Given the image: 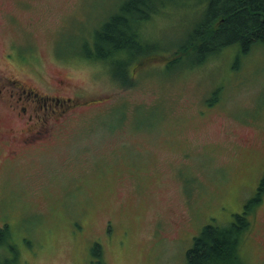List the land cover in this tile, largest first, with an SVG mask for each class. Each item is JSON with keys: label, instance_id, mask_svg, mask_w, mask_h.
Instances as JSON below:
<instances>
[{"label": "rangeland", "instance_id": "obj_1", "mask_svg": "<svg viewBox=\"0 0 264 264\" xmlns=\"http://www.w3.org/2000/svg\"><path fill=\"white\" fill-rule=\"evenodd\" d=\"M125 2L0 0V257L182 264L204 225L232 222L257 195L264 43L176 59L206 0H170L135 26L146 55L101 45L96 32ZM122 59L127 85L115 81ZM11 79L48 101L33 143ZM253 205L240 255L264 264V193Z\"/></svg>", "mask_w": 264, "mask_h": 264}, {"label": "trees", "instance_id": "obj_2", "mask_svg": "<svg viewBox=\"0 0 264 264\" xmlns=\"http://www.w3.org/2000/svg\"><path fill=\"white\" fill-rule=\"evenodd\" d=\"M166 1L170 0H126L119 12L96 32L98 43L111 49H128L134 47L135 43L140 50L137 55H146L151 45L142 44L139 38L141 34H138L135 26L138 28L142 20L158 11V6ZM195 26L189 36L190 41L175 50L178 54L176 59L187 55L191 49L200 52V60L208 59L233 44L248 52L256 43H264V0H206L203 19ZM128 63L131 61L122 59V75L115 76V81H120L122 85L129 82L125 72ZM263 193L264 174L256 197L245 204L243 211L237 213L232 222L204 225L187 250L186 260L182 264H245L240 255L242 235L251 228L249 215L253 211V204ZM5 234L9 237L7 227L0 229V247L8 244ZM15 259L2 256L0 264H16Z\"/></svg>", "mask_w": 264, "mask_h": 264}, {"label": "flooded vegetation", "instance_id": "obj_3", "mask_svg": "<svg viewBox=\"0 0 264 264\" xmlns=\"http://www.w3.org/2000/svg\"><path fill=\"white\" fill-rule=\"evenodd\" d=\"M10 81L17 84V87L20 88V92L18 93L16 100L20 101L21 104L20 106H17V107L20 109V114L22 113L23 115L27 116V120H30L29 122L31 123V126L29 125V127H27V129L23 131L25 132L23 136H26L25 142L33 143L39 137L42 138L48 130L46 128V125H47L46 118L47 117L45 116L46 118H43V116L40 115V109H39V106L46 109L48 106V101L47 99L42 98L40 94H37V92L33 90V88L30 87L29 85L25 86L23 82H19L16 80L14 81L13 79H11ZM4 87L5 85L3 86V88L2 87L0 88V93H2V90L4 89ZM38 95L41 97L42 103L37 98ZM13 96H14V93L12 92V90H9L8 97H13ZM63 100L67 101V100H70V98H66ZM64 101H61L60 98H56L55 100L57 104H61V105H63ZM31 102H34V105H31ZM31 107L33 110H31ZM34 117L36 118L35 123L31 122L32 120H34ZM39 120L40 121L44 120L45 124L40 123Z\"/></svg>", "mask_w": 264, "mask_h": 264}]
</instances>
